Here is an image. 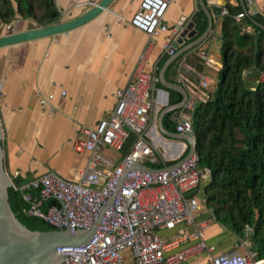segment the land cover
<instances>
[{"label":"crops","instance_id":"crops-1","mask_svg":"<svg viewBox=\"0 0 264 264\" xmlns=\"http://www.w3.org/2000/svg\"><path fill=\"white\" fill-rule=\"evenodd\" d=\"M86 1L56 0L62 12L58 22L81 14L84 10L81 3ZM141 1L114 0L98 16L67 32L0 47V115L5 130V166L10 174L19 172L24 179H28L54 171L66 179H77L78 173L86 166L88 154L73 150V141L81 137L82 126L96 128L112 112L117 89L129 82L136 62L148 44L149 35L130 22ZM200 2L172 0L169 4L163 18L167 30L155 38L147 63V70L157 74L159 83V74L173 55L176 57L166 70L169 82L179 83L187 90L192 84H199L202 75L209 79V90L219 82L224 54L221 34L223 13L213 15V30L205 41L181 52L197 38L196 13L202 11L208 21ZM225 2V10L228 6L244 9L242 0ZM249 13L251 16L256 13L264 16V0H255ZM181 23V30L192 26L197 32L192 37H184L183 43L171 54L164 49V43L167 40L175 43L180 35L176 27ZM10 25L7 29L0 20V36L40 26L34 19L19 14ZM199 50H207L217 64L205 66L197 55ZM160 87L163 88L161 83ZM62 90L66 91V95L61 94ZM49 93H54V98L42 105L39 98ZM164 107L154 108L149 124L152 134L162 144L163 155L155 161L158 164L183 156L188 148L185 144L180 146L165 136H159L158 125ZM167 114H171L168 122L177 123L189 112L183 107L166 113L162 123L169 130L165 124ZM127 143L125 150L105 148V153L118 162L132 142L130 146ZM210 180L209 173H205L196 190L202 200ZM195 220L198 225L208 223L204 239L213 252H203L178 264H208L212 255L238 249L239 246L247 251L243 244L245 239L239 240L230 229L217 223L206 204L196 213ZM212 221L215 222L213 226ZM181 227L162 230L161 233L170 237ZM189 230H193V226ZM187 244L183 243L180 247Z\"/></svg>","mask_w":264,"mask_h":264},{"label":"built area","instance_id":"built-area-1","mask_svg":"<svg viewBox=\"0 0 264 264\" xmlns=\"http://www.w3.org/2000/svg\"><path fill=\"white\" fill-rule=\"evenodd\" d=\"M98 0L81 3L88 7ZM172 0H142L132 16L133 26L149 35V41L139 56L132 77L126 86L117 89L116 104L112 112L102 119L96 128L81 127V137L72 147L87 153L85 168L77 179H66L54 171L15 182L19 172L11 174L12 186L20 191L29 203L27 213L43 218L57 229L68 227L71 231L90 228L101 210L109 203L98 229L83 245H64L57 248L65 259L59 264H178L213 248L204 239L208 223L197 224L196 213L205 205L196 190L205 173L210 170L199 167L197 153L173 169L146 171L132 169L136 162L148 165L163 155L162 144L149 129L151 112L169 103L168 93L158 86L159 77L147 70V63L154 40L167 30L164 23L166 10ZM255 0H244L249 8ZM223 14L227 10L223 9ZM250 14V13H249ZM238 22L244 13L235 16ZM7 29L11 27L6 24ZM251 24H243L241 33H251ZM164 49L173 54V41L167 40ZM205 66H215V58L207 50L197 51ZM264 80V72L261 74ZM210 82L202 75L199 84L189 87V98L184 109L189 112L176 124V131L189 133L196 138L192 116L197 103L210 97ZM66 95V91H61ZM54 93L41 96L42 105L54 98ZM133 140L128 151L118 162L105 153V148L122 151L131 134ZM123 177L122 185L121 179ZM57 199L61 205L45 208L47 199ZM176 234L165 237L162 230H174ZM193 226V230L189 228ZM253 232L250 224L245 235ZM188 243L180 247L181 244ZM246 254L238 249L212 255L208 264H262L251 251L249 241L244 240Z\"/></svg>","mask_w":264,"mask_h":264},{"label":"trees","instance_id":"trees-1","mask_svg":"<svg viewBox=\"0 0 264 264\" xmlns=\"http://www.w3.org/2000/svg\"><path fill=\"white\" fill-rule=\"evenodd\" d=\"M55 1L0 0V20L9 24L19 14L34 19L40 26L57 23L62 12ZM238 13H244L241 22L235 18ZM252 17L264 25V16L256 13ZM194 18L198 37L206 31L208 21L202 11ZM243 24H251L254 31L241 33ZM221 34L224 54L220 80L210 90L209 99L197 103L192 116L198 164L210 170L211 180L203 199L215 221L248 240V248L264 264V80L261 78L264 30L252 23L244 9L228 6ZM169 93L170 104L181 101L180 92L170 90ZM170 115L165 116V124L175 132L177 123L168 122ZM134 139L132 133L127 144L130 146ZM188 152L189 147L182 157ZM175 162H148V165L162 169ZM23 179L19 176L14 180L19 184ZM9 200L17 217L31 230L56 229L43 218L28 214L29 203L13 186L9 188ZM51 205L61 203L54 198L47 199L45 208ZM246 224L253 227L249 237L245 235Z\"/></svg>","mask_w":264,"mask_h":264},{"label":"water","instance_id":"water-1","mask_svg":"<svg viewBox=\"0 0 264 264\" xmlns=\"http://www.w3.org/2000/svg\"><path fill=\"white\" fill-rule=\"evenodd\" d=\"M113 1L114 0H98L95 4H92L89 7L84 4L81 6L84 9L83 12L72 19L62 20L45 26H38L22 32L1 35L0 47L67 32L98 16L105 9H107ZM225 1L226 0H201L200 5L208 17V27L202 35L187 44L181 52L196 47L208 38L214 26L213 15L220 16L222 14L226 3ZM242 5L252 23L264 30V25L248 13L244 0H242ZM181 25L182 23L176 27V29L179 30L180 35L174 43L175 47H179L183 43L184 37H192L197 32V30L192 26H186V28L181 30ZM175 57L176 56L174 55L171 56L162 68L159 74L160 83L163 86V89L167 91L168 96L170 90H176L182 94V99L176 104L168 103L165 105L161 112L158 134L161 138H164L165 136L180 146L183 144L187 145V147H189V152L184 157H182V155L177 156V159H175L176 162L173 165L168 166V169L180 166L184 161L188 160L197 153V139L195 137L189 133L169 131L162 123V117L166 113L183 108L189 98V92L185 86L179 83L169 82L166 78V70ZM4 137L5 130L0 115V264H59L64 261L65 257L63 254L58 252L57 248L64 245L85 244L91 235L98 229L105 211L112 204L114 198L112 196L109 203L101 208L97 219L88 229H79L74 232L68 227L46 231L31 230L21 222L10 204L9 188L12 186L13 181L11 174L5 166V148L3 144ZM131 168L146 171L161 170L153 168L142 162L134 163ZM122 182L123 177L121 179V185ZM223 227L229 230L227 227ZM230 232L234 234L232 231ZM236 237L241 241L243 240L241 237Z\"/></svg>","mask_w":264,"mask_h":264},{"label":"rangeland","instance_id":"rangeland-1","mask_svg":"<svg viewBox=\"0 0 264 264\" xmlns=\"http://www.w3.org/2000/svg\"><path fill=\"white\" fill-rule=\"evenodd\" d=\"M215 224L214 221L211 222V225L213 226ZM238 250L242 253V254H246V249L243 246H239Z\"/></svg>","mask_w":264,"mask_h":264}]
</instances>
